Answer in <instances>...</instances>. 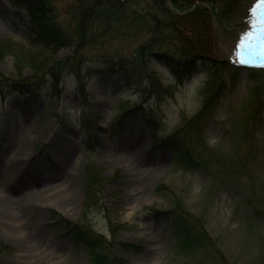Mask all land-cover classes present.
Masks as SVG:
<instances>
[{"label":"rangeland","instance_id":"obj_1","mask_svg":"<svg viewBox=\"0 0 264 264\" xmlns=\"http://www.w3.org/2000/svg\"><path fill=\"white\" fill-rule=\"evenodd\" d=\"M262 2L244 0L229 19L201 3L213 15L207 36L179 33L209 67L181 80L150 63L149 81L126 86L94 71L91 49L82 88L68 74L57 98L0 95V195L20 199L0 206V264H264V71L245 67L253 40L244 64L237 48L245 33L261 34ZM115 41L109 52L123 46ZM0 43L37 47L27 11L9 0H0ZM30 74L0 50L1 86ZM70 190L72 204H59ZM180 211L206 242L177 235ZM68 223L89 224L101 238L94 251Z\"/></svg>","mask_w":264,"mask_h":264},{"label":"trees","instance_id":"obj_2","mask_svg":"<svg viewBox=\"0 0 264 264\" xmlns=\"http://www.w3.org/2000/svg\"><path fill=\"white\" fill-rule=\"evenodd\" d=\"M243 1L171 0L175 6L169 10L166 0H10L13 7L27 11L37 47L35 54H29L22 49L32 50V46L6 47L0 43V50L12 59L14 66L31 73L24 77L18 75L20 79L1 80L0 95L18 93L34 101L49 91L57 98L62 92L59 87L68 74L73 75L82 88L81 75L85 62L89 61L85 52L91 49L100 52L94 71L107 79L121 76L126 86L149 81L151 73L147 65L150 63L162 64L181 80L200 66L208 68L209 58L192 42L185 43L187 38L184 41L179 30H186L198 39L204 32L207 36L208 15L229 19ZM65 3H68L67 9L60 7ZM201 3L213 5L218 12L212 15ZM183 7L187 8L181 11ZM115 40L123 42V46L109 52ZM61 49L70 50L64 58H56ZM184 213L187 212L180 211V219L174 224L177 235L195 244L206 242L208 237L192 226H195L194 221L182 218ZM84 225L68 223L76 239L94 251L101 238L89 224ZM5 252L6 248L0 243V256Z\"/></svg>","mask_w":264,"mask_h":264},{"label":"bare ground","instance_id":"obj_3","mask_svg":"<svg viewBox=\"0 0 264 264\" xmlns=\"http://www.w3.org/2000/svg\"><path fill=\"white\" fill-rule=\"evenodd\" d=\"M25 150H26V146L23 145L21 147L20 151L17 152L18 153L17 156H19V157L23 156L25 154ZM19 157H17V158H19ZM54 162L56 163V160ZM47 194H50V193H47ZM68 194L70 195V197H72V190H70L69 193H67V195L65 193H63V195H66V197L63 196L64 199L59 201L60 202L59 204H61V205H63V204L71 205L72 204L71 203L72 201L69 199ZM59 196L61 197V195H59ZM59 196L55 195V196H53V198L59 197ZM67 200H69V201H67ZM65 201H66V203H64ZM19 205H20V199H18V196H12L11 194L0 195V206L1 207L5 208V209H11V208H17V207H19Z\"/></svg>","mask_w":264,"mask_h":264},{"label":"snow or ice","instance_id":"obj_4","mask_svg":"<svg viewBox=\"0 0 264 264\" xmlns=\"http://www.w3.org/2000/svg\"><path fill=\"white\" fill-rule=\"evenodd\" d=\"M250 27H254V25H250ZM261 31H264V28L261 29ZM245 35L247 36V42L244 43V44H238L237 45V48L240 49V56L241 58L239 59V63L240 64H244L246 63L245 59L243 58V53H244V50L246 48H251L253 47L251 41L253 40V35H250L248 33H245ZM242 39H244V37L242 36ZM262 53H264V47H262Z\"/></svg>","mask_w":264,"mask_h":264}]
</instances>
